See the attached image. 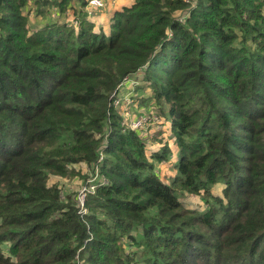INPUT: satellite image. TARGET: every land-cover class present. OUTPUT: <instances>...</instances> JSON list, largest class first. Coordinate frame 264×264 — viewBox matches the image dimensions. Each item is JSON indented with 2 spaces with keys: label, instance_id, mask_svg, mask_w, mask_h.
Returning <instances> with one entry per match:
<instances>
[{
  "label": "trees",
  "instance_id": "1",
  "mask_svg": "<svg viewBox=\"0 0 264 264\" xmlns=\"http://www.w3.org/2000/svg\"><path fill=\"white\" fill-rule=\"evenodd\" d=\"M87 2L0 0V264H264V0H135L108 32ZM130 76L172 122V184L114 105ZM81 165L107 180L85 214Z\"/></svg>",
  "mask_w": 264,
  "mask_h": 264
},
{
  "label": "rangeland",
  "instance_id": "2",
  "mask_svg": "<svg viewBox=\"0 0 264 264\" xmlns=\"http://www.w3.org/2000/svg\"><path fill=\"white\" fill-rule=\"evenodd\" d=\"M134 1L135 0H104L103 9L98 10L99 12L95 17H88V19L95 22L97 27H101L102 25L108 26L110 25V17L115 14L116 11L131 6ZM88 3L89 0L84 8L85 12L88 11ZM73 4V7L69 8L59 20L72 23L73 25L77 23L75 11L76 9L78 10L79 5L75 2ZM25 13L28 15L31 28L35 29L43 26L45 18L37 14L32 5L26 9ZM98 16L99 21L101 19L100 23H96L95 20ZM137 85L138 83L135 76L128 77V80L120 85L119 93L113 95L115 100L114 105L122 118V124L130 129L137 128L135 131L145 139L149 154H152V152H162L163 148L166 147L165 151L168 154L167 159L161 161H153V159H151V161L154 164V171L159 175L161 180L165 183L172 184L173 180L178 175L176 165L179 163V146L170 135L172 122L158 113L159 106L155 105L154 100L149 99V96H151L150 93L138 92L136 90ZM78 169L81 171L82 177H80L79 180L67 181V184L64 186V193L66 195L67 192H76L80 210L85 214L88 211L85 205L86 198L89 194L95 193L96 191L91 188L89 189L91 181L87 178V176L91 177L93 170H90L87 165H81ZM100 179L107 182L103 176H100ZM211 192L214 196H222V185L213 186ZM179 197L180 202L188 210L202 212L207 208V202L201 195L185 193L180 194Z\"/></svg>",
  "mask_w": 264,
  "mask_h": 264
},
{
  "label": "built area",
  "instance_id": "3",
  "mask_svg": "<svg viewBox=\"0 0 264 264\" xmlns=\"http://www.w3.org/2000/svg\"><path fill=\"white\" fill-rule=\"evenodd\" d=\"M103 2H104V0H89V3H88L89 8H88V11H86L87 17H89V18L95 17L96 14L99 12L98 10L103 9V7H104V3ZM127 80H128V78H126L124 81H127ZM136 129L137 128H135V129L132 128V130H136ZM102 159H103V155L100 157V160L99 161H102ZM89 181H91V184H90L89 189L91 188L94 191L96 190L95 188H97L98 185H100V183H104V184L107 183L106 181H104V180L102 181L100 179V174H99L98 171H96L94 173V175L92 176L91 179H89ZM87 190H88V188H87Z\"/></svg>",
  "mask_w": 264,
  "mask_h": 264
},
{
  "label": "crops",
  "instance_id": "4",
  "mask_svg": "<svg viewBox=\"0 0 264 264\" xmlns=\"http://www.w3.org/2000/svg\"><path fill=\"white\" fill-rule=\"evenodd\" d=\"M101 16H102V15H101ZM113 16H114V14L110 17V24H111V22H112V18H113ZM95 20H96V23H100V22H101V19H100V21H99V16H98ZM107 25H108V24H107ZM101 27H104V29H105L106 32H108L109 29H110V25H108V26H104V25H102Z\"/></svg>",
  "mask_w": 264,
  "mask_h": 264
}]
</instances>
